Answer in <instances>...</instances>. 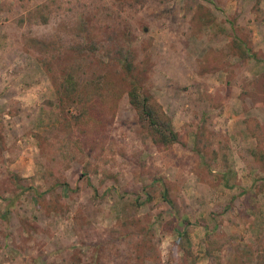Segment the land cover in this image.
<instances>
[{
  "label": "rangeland",
  "instance_id": "1",
  "mask_svg": "<svg viewBox=\"0 0 264 264\" xmlns=\"http://www.w3.org/2000/svg\"><path fill=\"white\" fill-rule=\"evenodd\" d=\"M127 51L179 135L167 150L133 76L96 103L57 95L75 64L90 81ZM261 156L264 0H0V195L14 177L44 193L0 221V264H264Z\"/></svg>",
  "mask_w": 264,
  "mask_h": 264
},
{
  "label": "trees",
  "instance_id": "2",
  "mask_svg": "<svg viewBox=\"0 0 264 264\" xmlns=\"http://www.w3.org/2000/svg\"><path fill=\"white\" fill-rule=\"evenodd\" d=\"M46 22V19H44ZM85 45V44H84ZM84 46H80L77 50L79 53H83L84 51H88L83 48ZM88 49L90 52L95 51V44L94 42L87 44ZM236 47L240 50L241 55L244 57H250L252 59H256V55L251 53L249 48H244L240 44H236ZM121 57L124 59V63L120 64L119 69L116 66L111 69V64L108 66L104 65V69L102 70L101 74L96 76V78L88 81V80H81L80 72L77 69H81L79 64H75V66L71 67L69 70L64 71L62 78V82L59 84L58 89L56 90L57 95L61 101L63 99H71L73 100L74 97L78 98L81 92L85 91L88 103L91 102V98H94L96 103V98L102 96V93H113V89H111L112 81L111 77L115 76H122L123 80L131 79V86L127 92L128 101L131 107L134 109L138 116V124L141 131L148 137L154 146L157 147L159 150H167L171 148L173 145L179 142V135L174 130L172 121L170 117L163 111L162 106L157 103L151 95H147L141 92V88L138 86V79L137 76H134V68L133 64L130 61V58H134L133 54L127 51L126 56L123 52H119ZM121 78V77H120ZM80 99V98H78ZM97 101H100L97 99ZM100 106H97L95 110H97ZM92 106L90 104H86L84 106L83 113L84 118H89L91 115ZM258 128V127H256ZM264 159V156H261ZM14 182L16 183L17 187L19 188V192L10 198H6L0 195V200L7 202V207L4 212H0V221H6L11 217L10 208L14 206V204L21 198L26 192L29 190H33L36 197L42 198L44 193L38 192L35 188L32 187H25L20 184L19 179L14 177ZM162 199L169 205H171L170 200L168 198V191L166 188L163 187L161 193ZM185 233L182 232L179 235H183Z\"/></svg>",
  "mask_w": 264,
  "mask_h": 264
}]
</instances>
